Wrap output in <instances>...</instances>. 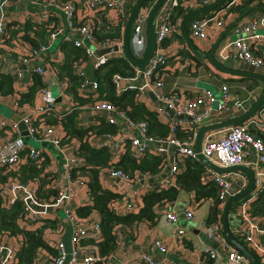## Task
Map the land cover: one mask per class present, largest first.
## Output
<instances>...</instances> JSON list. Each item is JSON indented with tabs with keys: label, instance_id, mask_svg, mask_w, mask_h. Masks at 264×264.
<instances>
[{
	"label": "built area",
	"instance_id": "2783aa9c",
	"mask_svg": "<svg viewBox=\"0 0 264 264\" xmlns=\"http://www.w3.org/2000/svg\"><path fill=\"white\" fill-rule=\"evenodd\" d=\"M7 1L0 0V34L5 33L4 5ZM127 1L133 4L136 0ZM156 1L150 0L144 3L134 17L129 44L132 53L137 58H141L146 49V21ZM214 1L216 0H164L155 17V46L148 62L142 67L130 62L133 67L131 75H121L116 72L112 76L116 92L131 89L135 91L137 98H140L147 91L152 93L157 101V105L152 110L156 112L158 119L166 123L169 128L166 136L147 134V121L145 119H132L124 110L117 108L112 101L100 96L98 82L86 72V58H78L73 62L74 72L79 76L77 89L79 91L86 89L91 91L93 95L91 107L97 111L106 110V121L119 126L116 132H102L98 136L93 131H88L84 139L92 146L107 147L112 160H116L126 150L137 157L147 150L165 157V164L157 173L160 177L148 190H161L174 184L177 174L182 171L183 159L187 156L198 158L195 149V138L201 125L220 120V114L224 112H233L240 108L246 109V104L254 102L260 95L255 88H250L245 84L236 85L234 89H231L227 82L219 84L218 93H215L211 88L201 87L193 95L185 90L163 87L162 71L166 68L165 65L170 54V51L164 45V41L173 32H182L181 25L185 14L206 7ZM243 1L225 0L224 4L219 7L216 6L206 12L199 13L200 15H193L188 22L189 35L199 38L206 37V30L212 25H225V18L222 17L224 8L230 9L233 6L242 4ZM258 2L264 3V0H258ZM121 5L118 0H85L84 6L86 9L93 11L111 8L125 9ZM55 6L64 12L65 26L62 27L57 25L58 23H54V30L49 33V40L46 44L24 46L25 51L21 53L23 62L46 48L60 32L66 40H71L74 45L83 47L87 57L95 56V51L98 48L116 44V50L95 56L93 63L95 67L104 63L111 56L125 57L122 47V33L120 37L98 40L93 33L95 21H93L92 16L84 15L79 20L75 17L76 3L74 0H57ZM176 7L182 9L177 18L173 17ZM128 13V9L123 13L122 29ZM262 28H264V8L248 18L235 20L231 27L235 36L221 45L217 51V56L223 59L234 57L255 67L264 65V57L260 53V46L264 45V36L259 32V29ZM72 32L76 34L74 38L71 37ZM88 40H94L97 43L95 50L88 46ZM34 70L41 74L45 72V68L42 66H37ZM21 73V70L17 69V75L20 76ZM68 84L67 77L58 80L55 78L39 88L45 104L39 105L34 114L25 115L21 118L26 125L27 135L61 148L60 135L54 132L52 124L44 121L43 113L52 109L51 105L55 102V95L52 94L50 85L57 88L56 94L63 95ZM243 92H245V95H242ZM170 111H173V114H170ZM39 114L41 115L38 117L40 122L35 124V116ZM4 125V120H0V126ZM13 127H16V124ZM251 127L264 130V103H261L245 119L224 127L221 134H217L221 130L210 131L203 139L201 152L219 166L246 163L252 169L254 184L248 194L236 202L237 209L234 212V218L231 220L234 229H230L237 238L243 240L254 254L259 256L260 264H264V221L260 219L263 215L251 214L250 212L251 202L256 198L258 190L264 185V140L262 137L255 135L251 131ZM178 129L189 132L188 136L186 138L177 136ZM168 153L170 158H168ZM23 158L35 164H40L43 160L41 147L26 146L20 138L4 137L0 140V173L2 170L8 172L7 177L0 181V204L4 208H10L19 200L22 204V210L18 214V220L22 223L28 221L39 222L48 217L50 211L48 207L67 201L72 196V191L70 189H59L57 194L49 200L38 198L34 186L21 180V174L17 167H19ZM66 159L67 176L72 178L70 169L78 166V160L76 156H66ZM168 163L170 167L168 172L164 174L163 170ZM108 169L111 176L123 180L126 184L156 175L149 172H136L134 175H130L123 169L112 166ZM208 171L209 179L217 184L218 198L222 206L226 199L239 192L247 183L243 174L239 172H217L210 168ZM126 192L128 191H123L122 195L116 199L121 200L120 202L126 211H138L142 206V201L139 200L141 194H138V192L136 194L135 191L131 194ZM116 199L110 202V206ZM64 211L66 218L73 224L69 257L67 258L68 252L65 249L64 242L58 240L54 243L56 253H47V260L43 264H94L96 261H101L102 264H115L113 255H101L95 243L91 245L93 248H88V246L81 243L84 238H93L95 242L101 239L99 221H84L75 211L67 207ZM183 212L188 220L194 219L193 210L190 207L184 208ZM163 214L168 221L176 222L178 220V213L175 209H168ZM199 229L213 239L217 245L205 248L202 256L195 261L171 260L172 263L251 264L243 251L226 239L220 221L208 225L205 220H202L199 223ZM184 232L183 228H176L177 234L183 235ZM115 234H117V231ZM10 237L12 236H10L8 229L0 232V252L4 250V253L1 254L0 264L17 263V254L24 241L14 244V242L7 241ZM154 245L160 256H164L168 252V247L159 239L154 240ZM139 258L142 264H160L157 258L146 252L141 253ZM35 262L38 264L37 260Z\"/></svg>",
	"mask_w": 264,
	"mask_h": 264
},
{
	"label": "crops",
	"instance_id": "0c3cea01",
	"mask_svg": "<svg viewBox=\"0 0 264 264\" xmlns=\"http://www.w3.org/2000/svg\"><path fill=\"white\" fill-rule=\"evenodd\" d=\"M56 1L57 0H8L4 5L5 33L0 34V74L8 78L6 82L0 75V120H4L5 122L4 126H0V140L4 137H12V139L20 138L26 146L34 145L41 147L43 160L40 164H35L23 158L19 167H17L21 174V180L34 186L35 194L38 198L42 200L51 199L57 194L59 189H70L72 191V196L67 201L62 202V207L58 206L56 209H51L45 220L22 223L18 220L17 215L15 218L16 225L19 229H40L43 239L53 249H55V241L58 240H62L64 246L67 244L71 249L70 236L73 230V224L66 218L64 211L65 207L76 212L78 206L90 205L92 204V200L87 185L88 177L84 175L86 171L77 172V175L73 178L67 176L65 166L67 162L66 156H76L78 166L82 167L86 163L79 149L80 142L83 140L86 132H83L82 138L72 134L70 128L65 126L66 115L74 112V123L77 127L89 129L92 126L98 125L101 121H106L107 111H97L91 107L93 95L88 89L79 91L76 88V94L81 98L76 99L71 89H69L71 82L63 95L56 94L57 88L54 85H50L52 94L55 95V102L51 105L52 109L43 113V116L44 121L48 124H52L54 132L60 135L62 142L61 148L52 143L22 134L21 129L17 125V118L19 116L21 119L22 116L32 115L36 112L39 105L45 104L44 98L39 91L40 87L46 85L55 78L58 80L66 77L63 73H60L59 69V66L66 59V50L60 47V43L65 42V44H73V42L71 40H66L62 32L58 33L53 41L35 56L30 57L26 62L21 60V53L25 51L24 46L46 44L49 40V33L54 30L53 27L55 24L58 23L57 25L62 27L65 26V14L55 6ZM74 1L76 3L75 17L79 20L84 15H91L93 21L96 23V28L99 27L100 31L104 30L105 27L107 28L108 24L114 25L117 22H121L123 13L127 10L111 8L105 9V11L101 9L93 11L85 8V0ZM242 4L245 5L242 12L234 7L230 9L224 8L222 17L225 18V25H212L206 30V37H191V39L196 46L206 52L211 49L214 42L219 40L215 47L214 54L224 64H226L225 61H229V63L226 64L228 66L252 70L263 74L261 69H250L242 65L234 57L223 59L217 56V51L221 45L228 39L233 38L232 35L235 36L233 29H231L232 23L235 20H240L245 17L248 18L264 8V3H260L258 0H244ZM121 6L125 8L123 5ZM177 17H179V14L176 15L175 18ZM103 25L105 26L103 27ZM259 32L264 36V28L259 29ZM181 33L182 32H173L164 43L165 47L170 51L165 65L166 68L162 71L164 88L185 90L188 91L190 95H193L197 93L201 87H206V84L213 83L216 86L215 89L207 87L211 88L215 93H218L219 84L221 82H227L231 86V89H234L236 85L245 84L250 88H255L256 92L262 93L264 85L260 79L226 72L216 68L205 59V57L196 52L188 43L185 36H181ZM75 36V32H72L71 37L74 38ZM87 44L90 48L96 49L97 43L94 40H88ZM260 53L264 57V45L260 46ZM97 55L95 51V56ZM95 56L91 55L87 57L85 62L86 72L91 78L93 77L90 75V70L95 67L93 64ZM242 63L249 66V64L243 61ZM37 66L45 68V72L42 74L36 72L34 68ZM17 69L22 72L20 76L17 75ZM36 76L39 80L36 79ZM199 84L203 85L200 87ZM242 95H245V92H243ZM138 100L149 110H152V108L157 105V101L149 91L141 95ZM254 102H248L246 104V109L240 108L233 112H224L220 114V120L241 115L246 112ZM104 111L106 115L103 114ZM39 116L41 115L35 116V124L40 122ZM14 124H16V127H13ZM223 128L224 127L213 130H221V132H217L219 135L222 133ZM250 129L254 134H257L264 140V130H259L254 127ZM210 131H207L204 137ZM99 134L100 133H98L97 136ZM169 156L168 153V158H170ZM244 165H246V163H244ZM31 166H35L38 169L32 172L33 168ZM169 167L170 165L168 163L163 170L164 174L168 172ZM181 168L182 170L185 168L184 159ZM208 169L209 167L206 166L205 171L202 173L201 180L203 183L210 181ZM232 171L242 173L247 181V176L243 171ZM229 172H231V170ZM7 175L8 172L2 170L0 173V181L4 180ZM158 177L160 176L156 174L152 177L142 178L140 181L126 184L123 180L111 176L106 165L100 167L98 170L99 182L103 188H107L120 195H122L123 191H128L126 193L129 194L134 191L136 194L138 192V194H141L139 200L142 201V203L143 195L152 190L148 189L154 185ZM120 201L116 199L111 208L117 213L122 214L127 211L123 208ZM211 203L212 198L210 197L197 201L195 199L194 190L186 191L181 189L176 200L164 201L154 206V210L158 215L155 223L152 224L146 219L139 220L132 224L117 223L114 226L115 232L117 231L116 248L112 254L115 264H142L139 257L143 252L157 258L160 264H174L171 260L190 262L199 259L205 248L210 246L215 247L217 245L213 239L209 238L199 229V223L206 219ZM178 204L181 205L182 211L184 208L190 207L193 210L194 219L188 220L185 216H178L176 222L168 221L163 213L168 209H174ZM222 207V205H219L218 216H220V218ZM236 207L237 204L235 203L228 213V224L231 229H234L231 220L234 218L233 215L237 209ZM176 211L178 213V210ZM261 215L263 216L260 219L264 221V213ZM78 216L87 222L100 219V214L96 209H92L87 215ZM192 222H195L194 226L191 224ZM178 227L185 230L183 235L176 233V228ZM196 229H199V231ZM8 230L10 231V236H12L7 239L8 242L17 244L18 242L24 241L25 236L21 230ZM155 239H159L168 247V252L164 256H160L158 253L154 245ZM81 243L88 246V248H93L91 245L94 244L91 238H84ZM3 253L4 250L0 252V258ZM47 253H50V251L45 248H38L33 264H36L35 260H37L38 264L45 263L47 260Z\"/></svg>",
	"mask_w": 264,
	"mask_h": 264
},
{
	"label": "trees",
	"instance_id": "16d2710c",
	"mask_svg": "<svg viewBox=\"0 0 264 264\" xmlns=\"http://www.w3.org/2000/svg\"><path fill=\"white\" fill-rule=\"evenodd\" d=\"M149 1L150 0H146L145 3ZM224 2L221 4H224ZM221 4L217 5V7ZM233 7L242 12L245 5L239 4ZM103 11H105V9ZM181 11L182 9L180 7H176L174 9L173 17H176L178 14L180 15ZM186 15L187 14L184 15L183 19ZM95 25L93 33L98 40L121 36V22H117L114 25L108 24L107 28L105 27L104 30H101L103 32L100 31L99 27L96 28ZM104 26L105 25H103V27ZM181 36H185L183 31ZM60 47L66 50V59L59 66L60 73H63L68 78L69 83L71 82L70 86L69 84L68 86L75 98L81 99L76 94L79 76L74 72L73 62L78 58H87V54L83 47L76 46L72 43L65 44V42H61ZM116 72L121 75H131L133 73V67L125 57L114 55L108 58L104 63L97 67H93L90 70V75L98 82L100 96L112 101L117 108L124 110L125 113L132 119H145L147 121V134L153 136H166L169 132L167 124L158 119L155 111L147 109L144 104L138 100L134 90L123 89L116 92L115 84L112 78L113 74ZM0 75L7 82L8 77L3 74ZM36 79L39 80L37 76ZM65 126L70 128L72 134L81 138L83 132L87 133L88 131H93L96 134L102 132L113 133L119 129L118 124L107 121H101L98 125L92 126L89 129L79 128L74 123V112L66 115ZM176 134L180 138H186L189 132H183L181 129H178ZM79 149L80 154L84 157L86 163L82 167H72L70 169V174L73 178L77 175V172L86 171L84 175H87L88 177L87 185L92 204L78 206L76 208V213L80 216L87 215L92 209H96L99 212L100 219L98 221L100 223L101 239L96 242L93 238L91 239L97 245L101 255L106 256L113 254L116 248V234L114 226L117 223L132 224L142 219H146L152 224L155 223L158 215L154 210V206L164 201L176 200L181 189L186 191L194 190L195 199L197 201L209 197L212 198V203L205 222L209 225L220 221L221 218L218 216V209L221 204L218 198L217 184L213 180L206 183L202 182V173L205 171L206 165L198 158H192L189 156L185 157V168L177 174L174 184L161 190H150L146 192L143 195L142 206L138 211H127L120 214L114 211L110 206V202L113 199L118 198L120 194H116L115 192L101 186L98 178L99 168L105 165L107 167H117L123 169L130 175H134L136 172H149L151 174H157L165 164V157L148 150L137 157L132 155L129 150H126L121 153L116 160H112L107 147L92 146L84 138L80 142ZM31 167L33 168L32 172H35V170L38 169L35 166ZM21 210L22 204L19 200L10 208H4L0 204V232L4 229H10L11 231L21 230L25 236L24 244L17 254L18 260L16 264H33L38 248H45L49 250L50 253L55 254L56 250L43 239L40 229L29 230L18 228L15 223V218ZM250 212L251 214L257 215L264 213V185L260 190H258L256 198L251 202ZM256 257L260 260L259 256L256 255ZM94 264L102 263L101 261H96Z\"/></svg>",
	"mask_w": 264,
	"mask_h": 264
},
{
	"label": "water",
	"instance_id": "95a60500",
	"mask_svg": "<svg viewBox=\"0 0 264 264\" xmlns=\"http://www.w3.org/2000/svg\"><path fill=\"white\" fill-rule=\"evenodd\" d=\"M118 1L125 7V9L129 10L128 16L126 18V21H125L123 29H122V41H123L122 47L124 50L125 58L129 62H132L133 64H136V65L142 67L148 62L149 57L153 53V49L155 46V22L154 21H155L156 14H157V12H158V10H159V8H160V6L164 0H157L155 2V4L153 5V7L151 8L149 14H148L147 21H146L147 45H146V49L144 51V54L141 58H137L132 53L131 48H130V44H129V36H130L131 27H132L134 17L136 15L137 11L139 10V8L146 2V0H136L133 4H130L127 0H118ZM224 1L225 0H216L212 4H210L206 7L198 8V9L190 11L185 16V18L183 19V22L181 25L182 31L185 35V38L196 52H198L203 57H205V59H207L210 63H212L216 68L223 70V71H226V72L234 73V74L258 78L263 82V85H264V75L263 74L252 71V70H244V69L231 67V66L224 64L221 60H219L216 57V55L214 54L215 47H216L219 40L214 42L211 49L208 52H206V51L202 50L201 48H199L198 46L195 45V43L193 42V40L191 39V36L189 35V33L187 31V24L193 15L203 13V12H206V11L212 9V8H215L217 5L221 4ZM116 49H117V45L114 44L111 46L98 48V49H96V53L98 55H101L103 53L111 52V51H114ZM263 102H264V86H263V91L260 94V96L257 98V100H255V102L250 106V108L246 112L242 113L239 116H234L231 118L222 119V120H218L215 122H211L208 124L201 125L197 130L196 138H195V149L197 152V157L207 167H209V168H211L217 172H227L230 170L231 171L232 170H241L247 176L246 185L239 192L235 193L234 195H232L228 199H226V201L222 207V214H221L220 222H221V229H222L226 239L231 244H233L236 248L243 251V253L249 258L251 264H260V262L258 261L255 254L251 251V249L241 239L237 238L231 232L229 224H228V213H229L230 209L232 208V206L238 200H240L241 198L246 196L248 194V192L250 191V189L252 188V186L254 184L253 171L249 166L244 165V164H236V165H231V166H219V165L215 164L214 162L210 161L207 157H205L202 154L201 143H202L203 137L207 131H210V130H213L216 128L227 127L233 123H236V122H239V121L245 119L246 117L251 115L256 110V108ZM103 114L106 115V112L104 111ZM170 114H173V111H170ZM17 120H18V126L21 129L22 134L27 135L28 131L26 130V125L20 119V116L17 118ZM62 205H63L62 203H59L56 206L48 207V208H49V210L56 209L58 206L62 207ZM40 208H42V207H40ZM174 209L178 210V216H182V217L184 216V212L181 209V205L178 204L177 206H175ZM191 224L194 226L195 222H192ZM196 230L199 231V229H196Z\"/></svg>",
	"mask_w": 264,
	"mask_h": 264
},
{
	"label": "rangeland",
	"instance_id": "374dc122",
	"mask_svg": "<svg viewBox=\"0 0 264 264\" xmlns=\"http://www.w3.org/2000/svg\"><path fill=\"white\" fill-rule=\"evenodd\" d=\"M88 10H90V9H88ZM232 37H234V35H232ZM237 61H239L242 65H244V66H246V67H249L250 69H254V70H259V69H261V72L264 74V65H262V66H259V67H255V66H251V65H246V64H244V63H242V61H240V60H238V59H236ZM225 63L227 64V63H229V61H225ZM203 84H199V86L201 87ZM206 87L208 86V87H211V88H213V89H215L216 88V86H215V84H213V83H210V84H206L205 85ZM226 114V113H225ZM31 141V140H30ZM32 142V141H31ZM66 244V243H65ZM65 247H66V250H67V252H68V254H67V258L69 257V249H70V246H68L67 244L65 245Z\"/></svg>",
	"mask_w": 264,
	"mask_h": 264
}]
</instances>
